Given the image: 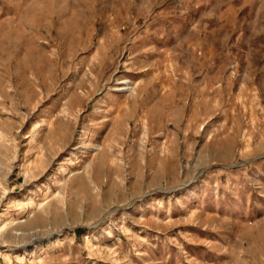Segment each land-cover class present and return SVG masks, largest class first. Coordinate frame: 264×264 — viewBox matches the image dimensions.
I'll use <instances>...</instances> for the list:
<instances>
[{
    "label": "rangeland",
    "instance_id": "rangeland-1",
    "mask_svg": "<svg viewBox=\"0 0 264 264\" xmlns=\"http://www.w3.org/2000/svg\"><path fill=\"white\" fill-rule=\"evenodd\" d=\"M3 226L0 264H264V0H0Z\"/></svg>",
    "mask_w": 264,
    "mask_h": 264
},
{
    "label": "bare ground",
    "instance_id": "bare-ground-1",
    "mask_svg": "<svg viewBox=\"0 0 264 264\" xmlns=\"http://www.w3.org/2000/svg\"><path fill=\"white\" fill-rule=\"evenodd\" d=\"M7 228H8V227L3 226V227L1 228V230H0V232H5V231L7 230ZM17 235L21 236V235H23V234H22V233H17ZM24 235H26V234H24ZM87 243H89V241H88Z\"/></svg>",
    "mask_w": 264,
    "mask_h": 264
}]
</instances>
